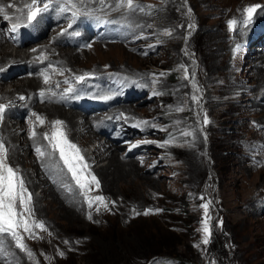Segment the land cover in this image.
I'll return each instance as SVG.
<instances>
[{
	"label": "rangeland",
	"instance_id": "374dc122",
	"mask_svg": "<svg viewBox=\"0 0 264 264\" xmlns=\"http://www.w3.org/2000/svg\"><path fill=\"white\" fill-rule=\"evenodd\" d=\"M89 2L82 4L81 15L91 13L89 17H107L125 27L124 36L117 39L90 37L84 45L59 43L58 51L77 49L81 57L74 60L73 66L65 64L61 68L63 75L59 73L60 77L55 80L66 86L59 84V88L54 89L75 90L76 82H81L76 77L82 75L89 82L90 76L100 74L124 80L129 94L133 95L131 101L119 100L102 110L86 112H96L92 115L99 116L95 123L99 139L89 142L83 151L89 155L100 141L106 140L119 146L114 150L103 147L106 155L98 156L89 165L90 171L109 162L105 157L112 150L132 161L135 169L129 172L126 165L122 178L116 164L104 177L103 173L99 176L94 173L100 188L97 190L93 185L89 195L105 196L110 210L98 204L90 209L71 175L63 169L58 153L41 158L36 152L37 147L45 153L51 149L47 146L48 141L43 140L45 132L38 131V121L28 113L29 107L26 104L11 107L16 109V114L12 115L17 120L14 122L18 126L21 122L26 124L16 131V135L32 140L39 136L42 140L33 147L18 138L6 143L8 132L0 123V137L8 145L10 163L19 169L27 188L31 187L34 193L40 195L42 188L49 189L56 183L60 194L48 193L53 204L45 206L41 200L43 210L35 214L37 220L45 223L47 231L36 230L41 238L25 235L28 247L35 253L34 258L30 259L17 249L10 237H4L6 251L0 254V264H222V261L226 264H264V144L253 136L259 128L256 108L259 105L253 103L254 100H230L232 97L228 92H221L222 82L226 79L236 81L234 95L241 89L250 88L249 83H257L260 72H264L260 56L264 45V11L258 10L247 27L238 25L233 31L228 23L234 18L241 19L245 6L264 5V0H134L143 11L137 9L131 13L126 8L114 11L117 0H104L103 6L93 1L94 7ZM54 12L58 15L56 9ZM62 16L65 18L49 24L39 39L21 46L11 44L10 49L15 52L19 47L29 53L39 46L38 50L44 51L42 45L53 34L58 39H69L77 32L79 35L75 37L83 35L78 24L72 23L70 12ZM139 16H142L141 21ZM15 22V19L4 21L0 17L3 28L0 40L13 43L12 36L5 34ZM70 23L71 28L68 27ZM36 24H40V20ZM64 30L67 31L60 35ZM165 30H170L171 35H166ZM237 45H240L239 51ZM47 52L50 53L44 51L38 55L46 56ZM44 61L55 67L62 62L51 58ZM97 65L102 72L93 70ZM181 66L186 67L191 79L184 78L185 71ZM4 70L0 68L1 72ZM28 74L33 75V72ZM54 75V70L49 69L50 78ZM193 80L199 88L198 104L191 100ZM12 87L10 80L3 84L5 91ZM154 92L161 94L154 95ZM210 92H214L211 103L207 100ZM89 95L97 97L95 94L84 96ZM62 96H58L60 101ZM119 96L127 97V93L121 92L113 98ZM224 106L228 108L223 110ZM69 107L75 109L73 105ZM177 107L184 110L175 111ZM8 112L6 109L3 116ZM205 114L207 124H204ZM110 117L127 120L134 132L128 135L125 131L122 137L120 133L124 129H118L115 131H120L121 139L108 136L100 125L107 129L106 120ZM225 117L231 118L221 122ZM77 118H81L80 114ZM248 122H254L253 131L247 126ZM144 123L146 127H143ZM217 123L229 124L221 131ZM51 125H47L49 131L53 130ZM33 126L37 133L35 138L31 135ZM184 131L194 132L195 139L182 136ZM196 133L201 137L198 144L193 143L197 139ZM170 137L175 139L169 146H159ZM255 144L257 146L253 148ZM142 147L146 149L142 150ZM16 151L21 152V161L26 163L20 161ZM113 151L109 154L110 159L114 158ZM30 171L36 177L35 184L27 178ZM114 175H118V179H113ZM209 200L212 235L205 245L200 205ZM98 206L99 212L96 211ZM133 209L140 215H134ZM146 209L162 211L144 215ZM73 210L82 213L79 219H71L69 214ZM89 211L91 220L88 219ZM221 220L223 224L219 226ZM220 248L223 249L219 251ZM61 252L64 254L60 255Z\"/></svg>",
	"mask_w": 264,
	"mask_h": 264
},
{
	"label": "bare ground",
	"instance_id": "6f19581e",
	"mask_svg": "<svg viewBox=\"0 0 264 264\" xmlns=\"http://www.w3.org/2000/svg\"><path fill=\"white\" fill-rule=\"evenodd\" d=\"M93 1L94 2L95 1L100 2V0H90V2L88 0H83V4L85 2H89L91 4V6L94 7ZM0 2H2L4 4L14 3L17 5V7H22L24 3L30 2V0H0ZM109 2H111V1H109ZM76 3L78 4V6H80V7L82 6L80 4V0H76ZM53 9H55V8H53ZM9 12L11 14V13L15 12V9H9ZM138 19H140V21H141L142 16H139ZM24 22L25 23H23V24L27 23L26 20H24ZM1 30H3V28L0 26V31ZM9 34H10V32H8L5 35H9ZM40 43H42V42H40ZM59 43H60V41L53 34L51 36V38H48L47 41L42 45L45 47V49H44L45 52L46 51L50 52V53L47 52L48 53L46 55L47 59L51 58V59H55V60H57V59L62 60V62L59 63L60 65L58 64L55 67L51 63H48V62L43 63L45 61L42 60L41 56H39L38 54H40V52H44V51L43 50L39 51L38 45H37L38 47L34 48V49H36V51L30 50L29 53L21 50L22 48L19 49V47H17V46H20V45H17L16 47L18 49L15 52H13L10 49V47H11L10 45L14 44V43L7 42V39H3V40L1 39L0 40V68L5 69L3 72L0 71V104L8 105V107L6 109H8L10 111L3 116V119L0 123L2 124V126H4L3 128L6 130V132H8V137H7L8 139L6 140V143H9V142L11 143L13 141H16V138H18V140H20V142H22V140H23V143L26 142V144L29 147H33L34 143H36V145H39L37 143V141H39V139L42 140V138L37 136V139L35 138L34 140H32L28 136L18 137L16 135V131L19 130L21 127H23L26 124L21 122L20 125L18 126V124L15 123L17 120H15L14 119L15 117H12V115L16 114V109H13L11 107L16 108L17 106H20L21 104H26L27 107H29L28 113L31 114L32 117H35L33 115V113H36L42 117H45L46 118L45 123L43 125H40L38 122V125H37L38 131H40L41 133L52 132V128L50 131L47 129L48 123H51L52 121H55V120H61L64 122L63 127L67 133L69 140H71L75 144H78V146L82 149V154L84 155L85 158L88 159V160L85 159L87 161V164L91 166L93 164V161L95 159H97L98 156L106 155L107 151H106V149H103V147H106L107 149L111 150L115 146L118 147L119 145L109 144V142H107L106 140H103V141H100L98 146L93 148L92 151H90V153H88L89 155H87V153H85L83 151V148L85 145H87L89 142L93 141L94 139H99V136L97 133L98 127H96V125H95L96 120L99 118V116L98 115H92L93 113H96V112L86 113V112H80V110H77L76 108L70 109L69 105L60 101L61 98L59 99L58 96L60 94H63L64 91H58L59 87L57 89H54L57 86L55 77H58V78L60 77L59 73L61 71V68L64 67L65 64H68L71 67L77 61V59H79L81 56L78 55L79 53H78L77 49H72V50H66L65 49V50L58 51V49L61 48V47H59ZM71 56H74L75 58L71 59ZM260 56L262 57V62L264 64V45H263V50L260 52ZM74 60H75V62H74ZM18 68H21V69H18ZM16 69H18V70H16ZM45 69L54 70V72H55V75L50 78V82L48 84L44 83L43 77L41 75V73ZM93 70H95L96 72H98V71L102 72L103 69L101 67H99V65H97L93 68ZM29 71L33 72V75L31 74L32 76L30 74H28ZM26 75L29 76V78H27ZM9 80L12 82L13 87L11 90L5 91L3 89V84ZM51 84H53L52 87H48ZM59 84L66 86L65 83H61L60 81H59ZM235 84H236V81H231V80H227V79L224 80L222 82L221 92L222 93L228 92L230 94V97H232V98H229L230 100H235L236 98H240V100H242V101L246 100L247 102H251V100H254L253 103H256L259 105L256 108H257V115L259 116V119H260V120H258L259 124L257 123L259 125V128H257V129H259L260 131L256 129L253 133V136H256V139L261 142V145H263L264 144V102H261V100H264V72H260V78H259V81L257 83L251 82L248 85L250 88L241 89V90H239V92H237L236 94L233 95V93L236 92V90L234 89V86H233ZM53 89H54V91H53ZM202 89H200V90H202ZM33 90H35V93L33 92ZM39 90H44V92L46 93L44 97H41L39 95V92H38ZM252 91H254L253 96H251ZM31 92H33V95H31ZM213 93L214 92L208 93L210 96L207 99V100H209V103H211ZM21 97H24V99H21ZM206 102H208V101H206ZM247 102H245V103H247ZM227 108H228L227 106H224L223 110H226ZM131 109H133V108L130 107V111H132ZM79 114H80L81 118H77V116ZM230 118L231 117H225V118L221 119V122H226ZM236 118H238V117L236 116ZM35 119H36V117H35ZM117 120L119 122H116L115 124L120 123L121 128L124 129V131H126L128 135L131 134V132L134 129L130 128L129 125H127V120L122 119L121 117H119ZM253 123H249L247 126L249 128H251L253 126ZM227 124H229V123H224L221 125L217 123V125H218L217 128H220L222 131L223 126H226ZM100 127H102V129H103L102 131H104L105 133L108 134V136H111V137L112 136H118L120 133V131H115L116 129H112V130L105 129V125H102V126L100 125ZM143 127H146V123H144ZM248 131H250V130H248ZM251 131H253L252 128H251ZM243 132H245V131H243ZM237 133H239V131ZM196 135H197V139L193 140V143L198 144L201 141V139H200L201 137H199L200 134L198 135V133H196ZM220 135H222V133ZM233 135H235V133ZM243 135L245 136V134H243ZM118 137L121 139L120 136H118ZM43 140H44V142L47 143V140H45V139H43ZM14 145H15V142H14ZM106 145H108V146H106ZM256 146H257V144L252 145L253 148ZM144 149H146V147H144ZM14 150H15V148H14ZM112 151H110L107 154V156L105 157V158L109 159V162H107L106 164H101L98 168H96V170L95 169L91 170V173H95L98 176L100 173H103V177H104V176H106V173L108 172L109 168H112L113 165L116 164V165H118L117 168H118V174H120L119 177L122 178L125 176L126 165L129 166L128 167L129 172H132L135 169V165H134V163H132V161L123 159L122 156L120 154H116L115 151H113L115 154L114 158L110 159L109 154ZM133 151L134 150L132 149V152ZM16 153H17L18 157H20V161H21V152L16 151ZM16 153L14 152V154H16ZM14 157L17 158V156H14ZM22 161L25 163L27 162L25 160H22ZM9 162H10V160H9ZM16 162H18V160ZM27 178H29V180L32 179L31 183L35 184L36 177L34 176V174L32 172L30 173V176ZM113 179H118V175H114ZM43 181L45 182V179H43ZM108 182H109V179H108ZM51 186L52 187L49 186V189L42 188L40 195L34 193L32 191L31 187L28 189L32 193V196H33V205H34L35 214H40L43 210L41 200H44L45 206L53 204L52 200H50V198L48 197V193L49 194L50 193L56 194L59 192L60 187L57 186L56 183H52ZM59 194H60V192H59ZM84 208H86V207H84ZM71 214H73V215H71ZM80 214H82V213H80L78 210H73L72 212H70L69 215H70L71 219L72 218L73 219H79L81 217Z\"/></svg>",
	"mask_w": 264,
	"mask_h": 264
},
{
	"label": "snow or ice",
	"instance_id": "6c2138e0",
	"mask_svg": "<svg viewBox=\"0 0 264 264\" xmlns=\"http://www.w3.org/2000/svg\"><path fill=\"white\" fill-rule=\"evenodd\" d=\"M80 4H83V0H80ZM100 4L104 5V0H100ZM53 8L56 9L58 15L62 16L66 12L71 13V21L75 23L81 17L82 9L76 3V0H30V2L24 3L22 7H17L14 3L4 4L0 2V17L4 21H12L15 19V23H11L12 32H16L20 27L25 26L22 21L26 20L28 24H31L33 21H36L38 17L43 13H47ZM121 8H126L129 13L136 11L137 9L143 11V8L134 2V0H117L116 6L113 9L117 11ZM9 9H15V12H9ZM259 11H264V5L260 4H250L244 7L242 11L241 19H232L230 20L229 26L235 31L238 25L247 27L252 23L254 15ZM191 9H189V12ZM85 15L90 16L91 13H85ZM115 23V21H108ZM72 23L69 24V28L72 27ZM189 28L192 25L188 26ZM67 30H64L60 33L63 35ZM166 35H171L170 30H165ZM74 35H79V33H74ZM143 38V37H140ZM240 45H237V51H239ZM36 51V49H33ZM42 60H46V56H41ZM184 67V66H181ZM185 79H191L187 73L186 67H184ZM63 75V72H60ZM44 83L48 84L50 82L49 70L45 69L41 73ZM155 76V74H153ZM161 76L164 73L160 74ZM77 80L83 81L85 76L76 77ZM67 82V81H65ZM59 82H57V87ZM193 89L194 92L191 96V100L194 103H199L200 97L197 95L199 88L193 80ZM67 92L74 91L72 88L66 90ZM158 95L161 93H153ZM39 95L43 97L45 95L44 90H41ZM108 97H105L107 99ZM24 99V97H21ZM8 105L0 104V120L3 119V114ZM183 107H177L175 111H183ZM36 117V120L40 125L45 123V117H42L36 113H33ZM53 130L49 133H44L43 138L48 141V146L51 151L45 153L40 147L36 148L38 155L43 158L45 155L53 156L58 153L59 160L62 162L63 169L71 175L75 185L81 190L84 195L88 207L91 209L94 204L102 206L105 210L109 209V201L103 195L91 196L89 193L93 190V185L95 189L100 188V181L95 176L94 173H91L90 166L87 164L84 155L82 154V149L71 140L68 139L67 133L64 130V122L61 120L52 121ZM179 123V122H177ZM209 123L207 115L204 117V124ZM31 135L33 138L36 137L37 133L35 131V126H33ZM182 136H191L195 139V133L191 131H184L181 133ZM175 137H170L168 140L160 143V147L169 146ZM137 145H133L136 147ZM71 191V188L68 189ZM201 200L204 199L203 196L200 197ZM112 204H115V201H111ZM210 205L211 201L204 202L200 205L203 209V218H202V232H203V243L207 245L210 241L212 235V225H211V216H210ZM96 208V211H100V207ZM155 212H160L162 209H146L144 215H148ZM134 215H140V213L135 212L133 209ZM88 219H92L91 211L88 213ZM223 221H219V226H222ZM37 229L41 231H47V227L42 220H37L35 217L34 205H33V196L32 193L28 190L23 174L19 171L18 168L13 167L9 162V149L4 142V139L0 137V254H3L6 249L4 247L5 240L4 237H10L11 242L15 244V247L20 251H23L27 256L32 259L35 256V253L28 247L25 235L28 238H41L38 235ZM68 243V241H65ZM79 243V241H77ZM64 253L61 252L60 255Z\"/></svg>",
	"mask_w": 264,
	"mask_h": 264
},
{
	"label": "trees",
	"instance_id": "16d2710c",
	"mask_svg": "<svg viewBox=\"0 0 264 264\" xmlns=\"http://www.w3.org/2000/svg\"><path fill=\"white\" fill-rule=\"evenodd\" d=\"M224 246H225V245H224ZM224 246H223V247H224ZM222 249H223V248H220L219 251H221ZM222 264H226V262L222 261Z\"/></svg>",
	"mask_w": 264,
	"mask_h": 264
}]
</instances>
